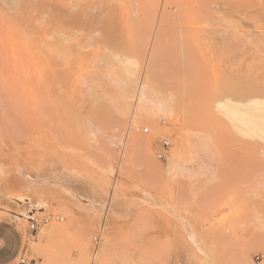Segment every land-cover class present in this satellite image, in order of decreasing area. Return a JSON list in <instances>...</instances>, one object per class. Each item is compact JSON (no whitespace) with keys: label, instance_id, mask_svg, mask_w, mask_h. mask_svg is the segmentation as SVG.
<instances>
[{"label":"rangeland","instance_id":"1","mask_svg":"<svg viewBox=\"0 0 264 264\" xmlns=\"http://www.w3.org/2000/svg\"><path fill=\"white\" fill-rule=\"evenodd\" d=\"M13 1L0 0V27L4 25L8 32L5 38L1 27L0 46L6 47H0V60H10L4 62L17 65L23 73L17 81L22 92L33 66L31 53L44 48L42 41L49 40L57 13L50 10L43 23L31 3L56 1L61 12L82 20L72 26L70 43L79 54L69 48L73 49L69 60L79 61L74 65L75 76L49 99L51 109L41 118L39 114L32 117L33 113L26 119L0 116V220L15 223L23 234L19 260L25 257L33 264H256V255L264 257V227L260 226L264 164L246 155L243 148L224 142L221 133L222 142L212 145V152L191 154L188 166L194 171L187 177L161 171L175 147V136L159 137L147 161L135 151L121 158L130 119L120 118L116 97L96 81L98 69L89 68L93 57L115 52L124 60L133 59L131 72L140 82L159 96L170 97V92L192 79L193 71H245L264 65L256 47L257 43L264 47L259 34L264 33V0ZM27 14L30 18L25 23ZM230 35L228 47L225 41ZM45 52L54 54L48 47ZM91 75L94 81L88 82ZM31 97L26 94L25 105L32 104ZM171 114V119H140L134 134L149 137L157 123L169 126L183 121L186 128L180 110ZM30 120H39L45 131L39 122L42 131L36 132L32 123L30 129ZM164 140L171 146L166 158L159 160ZM32 169L48 179L33 187L27 179ZM253 187H258V194L252 197ZM39 198L46 200L47 208L31 210L30 203ZM49 216L63 220L39 227L30 238L29 219Z\"/></svg>","mask_w":264,"mask_h":264},{"label":"bare ground","instance_id":"2","mask_svg":"<svg viewBox=\"0 0 264 264\" xmlns=\"http://www.w3.org/2000/svg\"><path fill=\"white\" fill-rule=\"evenodd\" d=\"M12 1L13 0H11V2ZM13 2L15 3V0ZM31 4L34 11H36V9L40 11H38L36 15L38 14L41 19H43V23L47 22L44 16L50 10H52L53 12L56 11L57 13L56 17L53 18L51 22L53 28H51V32H48L50 33L48 34L49 40H46L44 42L42 41L41 46L44 45V50L41 48H37V53H35L36 50L35 52L31 53L30 62L33 64V66H30L28 79H26L27 84H23V92V89L21 90L19 86V82H17L18 80H20V74L23 73H21L19 68L16 67L17 65H9V63L7 64L4 62L8 59L4 61L0 60V116L5 120L17 118L18 116H22L24 119H26L24 116L32 113L33 116L30 115L27 117H34V114H36L37 117L40 115L39 118H41V114L48 112L49 108L51 107L49 105V99L52 100L53 97L57 96L58 92L60 93L62 85L65 84V81L73 79V76H75V71L77 70V66L75 68L74 65H78L77 62H79L78 60H69V56H71L73 49L76 48H74L73 43L72 45H70L73 37L72 26L75 24H80L82 20L80 22V18H77L76 16L69 17L66 15V13L61 12L62 9L61 7H59L56 1H51L49 3L43 1L40 4L37 3V5H33L32 2ZM13 9L14 8L10 9V11ZM7 12L11 14L9 16L11 17L13 13L6 11V14ZM38 15L37 17L39 18ZM28 16L29 14H27V16L25 17L26 19L24 18L26 20L25 23L30 18H28ZM5 17L8 16L5 15ZM24 19H22L23 23ZM30 21L32 22V20ZM18 23L16 20L15 25L17 26ZM25 23L24 25H26ZM38 23L39 22L37 21V24ZM10 25L12 28L14 27L13 23H10ZM3 26L1 27L3 28ZM108 26L109 24L107 25V27ZM3 29L2 30L4 31V35L6 38L7 35L5 33L7 31H5V28ZM7 30L10 31V29L8 28ZM45 31L47 32V30ZM259 34L260 37H263L264 39V33L260 32ZM234 37L235 36H233V38ZM2 38L0 37V41L2 40ZM45 38L47 39V37ZM229 39L232 40L231 35L228 38L229 43L225 41L228 44V47L229 44L231 45ZM246 39L248 38L246 37ZM256 40L258 42V40L260 39L256 38ZM257 44L258 46L256 47L262 55L259 57V59H261L262 57L264 58V47L262 46L263 48H261V43ZM45 45L49 48V50L53 51L54 54L50 55L48 54L50 52H45V50L47 49ZM22 46L24 47V45ZM70 46H72L73 49H69L71 48ZM0 47L4 49L6 46L4 48L2 46ZM78 47L80 48V46ZM9 48L10 47H8V51H10ZM23 49L24 48H22V50ZM33 49L36 48L32 47V50ZM75 51L78 52V50L76 49ZM23 53L24 50L22 54ZM24 54L26 55V52ZM6 56L8 55H1V58H7ZM74 58H76V55H74ZM122 58H120L115 52L110 51L104 53L103 55L93 57L89 62V64L91 65L89 66V68L93 66L94 68L98 69L96 81L102 84L103 87L107 89L106 91H109L108 93L116 97L119 103V111L116 113H119L121 119H125L127 117L130 119L128 125L129 129L128 131H126V134L128 133L129 137L127 138L126 142L124 141V145L121 150V158L123 155L126 156L125 152L128 153L129 151H135L142 157L144 161H147L148 156L150 155L149 151L159 137H168L169 135L175 136V147L169 154L170 156L168 157L167 166L164 168V170L161 171L169 174H183V177L185 175L187 177L190 176L194 171L191 170V168L188 166V163H190L191 161V154H197L200 151H208V149L212 145V147H214L222 142V137H220L219 135L221 133L225 136V138H223L224 142L243 148L246 155L256 160L259 164H264V65H252L245 71L244 69L243 71H235L234 69L230 68L224 71L216 68L215 70L199 69L198 71H193V77L189 82L180 84L175 89L176 91L173 90L174 92H170V97H165L166 94L165 96H159L155 91L151 90L145 82H140L141 78L139 79L136 73L131 72L133 59L130 60V58H127L129 60H124ZM48 59H50V61H48ZM259 59L255 60H257L258 62L260 61ZM86 60L87 59H85L84 62H86ZM134 61H136V64L139 63L136 59ZM8 62H10V60H8ZM17 63L18 62H16V64ZM114 65H116V67L112 68V66ZM134 66L135 65H133V67ZM154 69L155 68H153L152 70ZM92 74L94 75V73ZM94 76H89L92 77L91 79H88V76H84L83 78H87L89 82V80L94 81ZM26 94L27 96L28 94H30V96L33 97L32 104L30 106H27L24 103ZM173 110H180V112H182V114L185 116L182 117L184 119L186 118V123L184 122L186 124V128H183V121L181 124H178L176 121L172 122V124H170L169 126H167V124L160 126V123H157V126H154L152 135L149 137H142L134 134V131L138 129V124H140V119L148 121V119H152L157 116L168 118ZM172 115L173 114H171V116ZM44 118H47V116ZM172 118L174 119V116ZM177 118H175L174 120H176ZM38 122L40 123V127L42 128V130H44L45 127L43 128L41 126V122L39 120ZM31 123L36 125L35 131L37 132V130H39L37 124L30 120V123H28L30 129L32 126ZM35 127L32 128L35 129ZM147 131L149 132V130ZM219 137L221 138L220 140L218 139ZM40 147H42V144L40 145ZM211 149H209V153ZM213 150L214 149H212V151ZM159 153L163 152L160 151L158 152V154ZM42 158L45 159L44 156ZM198 171L200 170L198 169ZM27 179L34 187L35 185L40 184L41 181H45L48 178L45 176V174H42V172H38L35 169H32L27 173ZM262 185V183H259L258 187ZM257 188H251V190H253L252 197L253 195L258 194ZM47 206L48 204L46 203V200H42L39 198L38 201L33 203L31 202L29 208L31 210L33 208L40 210L43 207L47 208ZM260 226L264 227V221L261 220ZM29 263L33 264L32 262Z\"/></svg>","mask_w":264,"mask_h":264},{"label":"crops","instance_id":"3","mask_svg":"<svg viewBox=\"0 0 264 264\" xmlns=\"http://www.w3.org/2000/svg\"><path fill=\"white\" fill-rule=\"evenodd\" d=\"M23 250L24 237L17 225L0 220V264H18Z\"/></svg>","mask_w":264,"mask_h":264},{"label":"built area","instance_id":"4","mask_svg":"<svg viewBox=\"0 0 264 264\" xmlns=\"http://www.w3.org/2000/svg\"><path fill=\"white\" fill-rule=\"evenodd\" d=\"M148 129H145V132H148L147 131ZM171 146V143L170 141L168 140H164L163 143H162V147L164 148V153H159L158 154V159L159 160H164L166 158V153L165 151L168 150ZM53 220H63L62 218L56 216V217H53V216H49V217H44L42 219H39V218H31L30 219V227H29V237L30 238H34L36 236V233L39 229V227L43 226V225H48L50 224ZM263 256L262 255H256L254 257V261L256 264H261V262L263 261ZM18 264H30L26 258L22 257L20 260H19V263Z\"/></svg>","mask_w":264,"mask_h":264}]
</instances>
